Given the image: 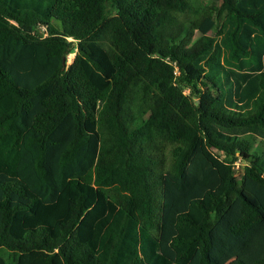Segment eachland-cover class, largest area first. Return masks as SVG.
Returning <instances> with one entry per match:
<instances>
[{
    "label": "trees",
    "instance_id": "trees-1",
    "mask_svg": "<svg viewBox=\"0 0 264 264\" xmlns=\"http://www.w3.org/2000/svg\"><path fill=\"white\" fill-rule=\"evenodd\" d=\"M262 191L264 0H0V264H210Z\"/></svg>",
    "mask_w": 264,
    "mask_h": 264
},
{
    "label": "rangeland",
    "instance_id": "rangeland-1",
    "mask_svg": "<svg viewBox=\"0 0 264 264\" xmlns=\"http://www.w3.org/2000/svg\"><path fill=\"white\" fill-rule=\"evenodd\" d=\"M44 33L46 31L44 30ZM72 39V38H69ZM75 52L68 54L67 63L73 61ZM238 175L242 176V166L238 162ZM250 197L254 199L262 208L264 214V191L260 195L249 192ZM264 255V220L249 229L248 231L236 236L232 243L214 242L211 249L210 264H234L236 260L243 259L249 264H254V260ZM193 264H201L199 262V253L194 256Z\"/></svg>",
    "mask_w": 264,
    "mask_h": 264
},
{
    "label": "water",
    "instance_id": "water-1",
    "mask_svg": "<svg viewBox=\"0 0 264 264\" xmlns=\"http://www.w3.org/2000/svg\"><path fill=\"white\" fill-rule=\"evenodd\" d=\"M64 57H66V56H64Z\"/></svg>",
    "mask_w": 264,
    "mask_h": 264
}]
</instances>
